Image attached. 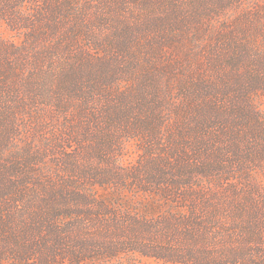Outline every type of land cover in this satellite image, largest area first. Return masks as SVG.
<instances>
[{
    "label": "trees",
    "instance_id": "1",
    "mask_svg": "<svg viewBox=\"0 0 264 264\" xmlns=\"http://www.w3.org/2000/svg\"><path fill=\"white\" fill-rule=\"evenodd\" d=\"M144 258L264 264V0H0V264Z\"/></svg>",
    "mask_w": 264,
    "mask_h": 264
},
{
    "label": "rangeland",
    "instance_id": "2",
    "mask_svg": "<svg viewBox=\"0 0 264 264\" xmlns=\"http://www.w3.org/2000/svg\"><path fill=\"white\" fill-rule=\"evenodd\" d=\"M136 154H132L129 158L133 159ZM144 261H146L148 264H171V263H165L163 261L155 260L152 258H144Z\"/></svg>",
    "mask_w": 264,
    "mask_h": 264
}]
</instances>
